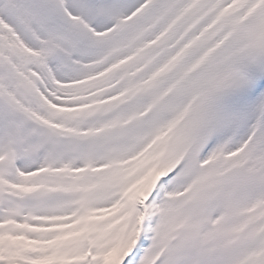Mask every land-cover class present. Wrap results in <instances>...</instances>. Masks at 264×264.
<instances>
[{
	"label": "snow or ice",
	"instance_id": "6c2138e0",
	"mask_svg": "<svg viewBox=\"0 0 264 264\" xmlns=\"http://www.w3.org/2000/svg\"><path fill=\"white\" fill-rule=\"evenodd\" d=\"M0 264H264V0H0Z\"/></svg>",
	"mask_w": 264,
	"mask_h": 264
}]
</instances>
